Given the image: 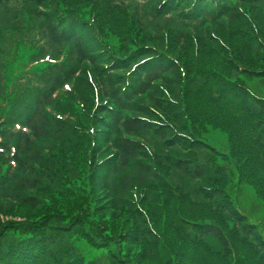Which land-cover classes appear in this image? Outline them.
<instances>
[{
    "label": "trees",
    "instance_id": "obj_1",
    "mask_svg": "<svg viewBox=\"0 0 264 264\" xmlns=\"http://www.w3.org/2000/svg\"><path fill=\"white\" fill-rule=\"evenodd\" d=\"M25 1L58 51L3 97L0 264H264V0Z\"/></svg>",
    "mask_w": 264,
    "mask_h": 264
},
{
    "label": "rangeland",
    "instance_id": "obj_2",
    "mask_svg": "<svg viewBox=\"0 0 264 264\" xmlns=\"http://www.w3.org/2000/svg\"><path fill=\"white\" fill-rule=\"evenodd\" d=\"M41 21V18L35 16L33 5L25 0L0 2V113L2 115L10 108L3 98L4 96L7 97L8 93L11 92L9 89L13 90L16 84L25 83L27 77L37 75L43 82L50 78L47 72L49 66L47 65L53 59L45 57L44 61L42 57L48 53L57 54L58 50L56 46L48 42L49 40ZM63 51L66 50L63 49ZM53 57L56 58V56ZM243 79H245V83L250 89L264 96L263 78L243 76ZM196 131H199L198 136L204 139L207 145L214 147L218 153L222 155L228 153L230 141L227 132L213 127L200 128ZM253 136L258 138L255 133L249 132L248 140L252 141L249 146L253 145ZM261 139V144L264 145V137ZM202 150L201 156L197 152L196 159L200 161L201 159L208 160L209 151ZM216 160L221 164L228 163L223 156L216 157ZM237 175L238 173L236 170L233 171L231 165V188H235L234 192L237 197L234 198V193L232 196L238 203V207L249 214V218L254 220L264 233V191L259 193L256 185H250L244 181L242 185L236 188ZM169 177L172 183L181 180L179 173L174 170L170 171ZM1 218L20 219L9 215H2ZM76 245L87 260L93 258L95 254L101 253V251H96L83 240L77 242Z\"/></svg>",
    "mask_w": 264,
    "mask_h": 264
}]
</instances>
